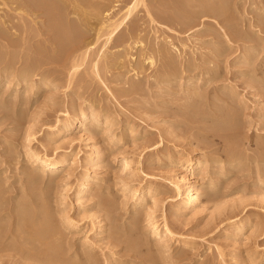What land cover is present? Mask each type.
Masks as SVG:
<instances>
[{"label": "rangeland", "instance_id": "1", "mask_svg": "<svg viewBox=\"0 0 264 264\" xmlns=\"http://www.w3.org/2000/svg\"><path fill=\"white\" fill-rule=\"evenodd\" d=\"M87 1L82 8L91 19L84 26L72 22V15L49 18L35 10L18 16L12 12L14 5H8L10 10L3 7L10 12L0 20V235L5 234L0 244H7L0 250V264H264V26H252L259 17L264 19V0L222 1L228 14L221 18L236 20L238 35L203 9L216 0H142L116 30L114 44L104 49V37L95 44L91 34L108 19L120 21L137 0ZM93 2L100 4L99 16ZM57 27L70 38L69 44L55 40ZM85 39L95 43L86 59L76 58L81 51L75 49ZM162 47L171 53L177 77L164 78L155 53ZM150 53L153 65L146 60ZM28 66L37 72L27 73ZM24 71L29 82H21ZM90 110L99 113L96 132L80 130L78 143L71 137L51 140L58 120L69 124L74 115ZM14 116L21 121L14 122ZM55 145L61 147L57 157L73 164L43 175L31 164L28 151L52 156ZM227 148L232 157L224 152ZM89 157L95 158L93 164ZM86 171L95 179L75 205V189ZM177 178L183 179L184 189L192 185L200 194L206 183L212 184L213 195L208 201L202 200L205 195L198 197L184 212L174 197ZM99 194L116 202L110 215L102 210L105 199ZM22 203L36 211L46 229L51 227L46 242L57 238L61 246L55 241L52 245L63 249L57 250L64 263L55 259L50 245L41 244L45 240L33 238L39 222L26 208L29 216L24 218ZM39 206L48 208L47 215ZM153 222L162 231L166 225L171 234L153 236ZM241 222L248 226L237 235ZM111 223L125 231L120 232L122 240L114 238ZM51 229L61 239L52 236ZM134 239L142 242L136 252L127 243ZM23 242L29 246L21 251L17 247Z\"/></svg>", "mask_w": 264, "mask_h": 264}, {"label": "bare ground", "instance_id": "2", "mask_svg": "<svg viewBox=\"0 0 264 264\" xmlns=\"http://www.w3.org/2000/svg\"><path fill=\"white\" fill-rule=\"evenodd\" d=\"M74 1V0H73ZM90 1V0H89ZM103 1V0H102ZM105 1H107V0H105ZM179 1V0H178ZM181 1V0H180ZM196 1V0H195ZM198 1V0H197ZM207 2H209V0H206ZM212 1V0H211ZM218 1H221V5H219V3L217 4L216 2H217V0H216V2H215V0H214V2H215V7L214 6H212L211 4L209 5V4H207V3H205V4H203L202 5V7H203V9H207V10H209V11H206L207 13H209V16L212 14L213 16H215V17H217V18H220V19H223L224 17V15H225V13H227L226 11V9L225 8H227V7H225L224 8V4L225 3H222V1L223 0H218ZM226 1H228V0H226ZM226 1H223V2H226ZM65 2H67L66 0H0V20H2L3 21V18H4V16H5V14H9V12L7 11L6 13L4 12V9H3V7H6L7 9H8V5L10 4V5H14L15 7L12 9V12H13V14H16V15H21V14H25V12H31V11H35V10H42V11H44L45 13V15H46V17H49V18H59V16H64L65 18H67L68 16H69V18H70V16L71 17H74V18H72L73 20H72V22L74 21V23L77 21H79L80 23H81V26L83 25H87V22H89L88 20L89 19H91V18H88L89 17V13H85L84 12V8H82L83 6H85V5H88V1L87 0H82V1H74V2H72V3H70L69 5L67 4H65ZM104 2V1H103ZM140 2H142V4H143V1L142 0H137L135 3H133V5L132 6H129L126 10H125V15H124V17L120 20V21H118L117 22V20H116V22H115V20L113 19H108L105 23H107L106 25H104V23H101V26L99 27V29L97 30V31H95V33L93 34H91L92 35V37H93V35H94V38H96V40H95V42H91V40H88V39H85L83 42H81L80 43V45L79 46H77L76 48L77 49H75V50H77V52H79V51H81L80 52V55H76L75 53V55H76V58H80V59H86L85 57L87 56V51H89V49H90V47L92 48V44L93 43H95V44H97V40H99L101 37H104V42H103V49L105 48L104 46H106L107 44H114V41H113V38L115 37V32H116V30L118 29V28H120L123 24H124V22L126 21V19L128 18V17H130L131 15H132V13H133V11L135 10V8L139 5V3ZM176 2H177V0H176ZM175 2V3H176ZM183 2V1H182ZM187 2H189V1H187ZM213 2V1H212ZM79 5H78V4ZM178 3V2H177ZM176 3V4H177ZM183 3H185V1L183 2ZM192 3V2H191ZM195 3H197V2H195ZM227 3V2H226ZM229 3V2H228ZM227 3V4H228ZM27 4H33V7H26V5ZM58 4H59V6L62 8V11H59V10H57V8L58 7H56V6H58ZM104 4V3H103ZM141 4V3H140ZM28 5V6H29ZM100 4L99 3H94L93 2V4H92V6H93V10H97V11H99V12H101L100 11V6H99ZM178 5H180V4H178ZM185 5V4H184ZM184 5H182V6H184ZM188 5V4H187ZM191 5H193V4H191ZM258 5V4H257ZM147 6V5H146ZM188 6H190V5H188ZM187 6V7H188ZM227 6V5H226ZM260 6V5H259ZM87 7V6H86ZM86 7H85V9H86ZM104 7V6H103ZM108 7V6H107ZM180 7H181V5H180ZM260 7H264V6H260ZM88 8H90V7H88ZM194 8V7H193ZM6 9V10H7ZM11 9V8H10ZM10 9H8V10H10ZM59 9V8H58ZM91 9H92V7H91ZM103 9V8H102ZM199 9V6L197 7V10ZM201 9V8H200ZM199 9V10H200ZM88 10V9H87ZM182 10V9H181ZM199 10H198V12H199ZM226 10V11H225ZM97 11L95 12L96 14H97ZM196 11V10H195ZM201 12H202V10H200ZM254 11H256V10H254ZM263 10H261V12H262ZM88 12V11H87ZM93 13H94V11H92ZM103 12V11H102ZM151 12V11H150ZM201 12H200V15H201ZM148 13V12H147ZM207 13H204V15L205 14H207ZM264 12H262V14H263ZM99 14V13H98ZM96 15V16H99V15ZM124 14V13H123ZM193 14V13H192ZM228 14V13H227ZM93 15V14H92ZM177 15V14H176ZM199 15V13L197 14V16H200ZM93 16H95V14L93 15ZM92 16V17H93ZM157 16V15H156ZM197 16H196V18H197ZM203 16V15H202ZM212 16V17H213ZM261 16V15H260ZM150 17V16H149ZM192 17V16H191ZM214 17V18H215ZM221 17H223V18H221ZM57 18V19H58ZM63 18V17H62ZM64 18V19H65ZM94 18H97V17H94ZM159 18H160V15H159ZM165 18V17H164ZM171 17H169V19H170ZM195 18V19H196ZM233 18V17H232ZM101 19V18H100ZM172 19V18H171ZM171 19H170V21H171ZM177 19V18H176ZM181 19V18H180ZM192 19V18H191ZM219 19V20H220ZM52 20V19H51ZM166 20V19H165ZM182 20V19H181ZM186 20V19H185ZM189 20V21H188ZM187 21H188V23L189 22H191V21H193V20H190V19H188ZM229 20V19H228ZM228 20H225V19H223V22H225L226 24V28L233 34V35H238L239 34V28H237L238 26L235 24V22H236V20H234L235 22H233L232 20L231 21H228ZM250 20V19H249ZM169 21V22H170ZM253 21V20H252ZM58 22V21H57ZM65 22V21H64ZM71 22V21H70ZM78 22V23H79ZM92 22V21H91ZM90 22V23H91ZM96 22V21H95ZM168 22V21H167ZM182 22H183V20H182ZM250 22V21H249ZM254 22V23H253ZM252 22V26H257V25H254L255 23H260L261 25H263L264 26V19L262 18V16L261 17H259L258 18V20L257 21H253ZM153 23V22H152ZM172 23H174L173 21H172ZM180 23H181V21H180ZM186 23V22H185ZM3 24V23H2ZM61 24V23H60ZM70 24V23H69ZM182 24V23H181ZM222 24H224V23H222ZM75 25V24H74ZM80 25V24H79ZM65 26V25H64ZM70 26V25H69ZM75 26H78V24H76ZM12 27V26H11ZM55 27V26H54ZM73 26H71L70 27V29L72 28ZM86 27H88V26H86ZM52 28V27H51ZM77 28V27H76ZM79 28V27H78ZM85 28V27H84ZM53 29V28H52ZM59 29V27H57V29H56V33L57 34H55V37H56V39L55 40H57V42L59 41V43L61 44L62 42H67V41H71L70 40V38L69 39H67V36H63V35H61L58 31ZM69 29V30H70ZM73 29H75V28H73ZM80 29L82 30V28L80 27ZM63 30V29H62ZM65 30V29H64ZM80 30V31H81ZM2 31V30H1ZM76 31V30H75ZM78 31H79V29H78ZM63 32V31H62ZM68 32V31H67ZM54 33V32H53ZM82 33H84L83 31H82ZM74 34V33H73ZM72 34V35H73ZM80 33H78V35H79ZM85 35H87V34H85ZM73 37V36H72ZM74 37H77L76 36V34H75V36ZM249 38V37H248ZM72 39V38H71ZM247 39V38H246ZM250 39V38H249ZM262 39V38H261ZM251 40V39H250ZM92 41H94V40H92ZM228 41V40H227ZM168 42V41H167ZM250 42V41H249ZM68 43V42H67ZM66 43V44H67ZM165 43V42H164ZM69 44V43H68ZM163 44V43H162ZM64 45V44H63ZM168 45V44H167ZM166 45V46H167ZM67 46V45H66ZM109 46V45H108ZM123 46V45H122ZM163 46V45H162ZM256 46V45H255ZM170 47V46H169ZM168 47V48H169ZM146 48V47H145ZM148 48V47H147ZM251 48H252V46H251ZM102 49V50H103ZM244 50L245 49H247V48H243ZM249 49V48H248ZM82 50H83V52H82ZM155 50V49H154ZM171 50V49H170ZM174 50V49H173ZM250 50V49H249ZM251 50H253V49H251ZM250 50V51H251ZM151 51H153V49H151ZM172 51V50H171ZM245 51H247V50H245ZM128 52V51H127ZM249 52V51H248ZM253 52V51H252ZM251 52V53H252ZM92 53V52H91ZM152 53V52H151ZM149 54V56H146V60H148L149 61V63L151 64V65H153L154 64V58H153V56H152V54ZM155 53L156 54H159V58H161L160 59V63H161V66H162V68H163V73L165 74V75H168V77H166L165 75H164V78H169V77H173L174 76V74H176V70L173 68V62H172V59H170L169 57H170V55H171V53H169L164 47H162V48H160L157 52L155 51ZM245 53V52H244ZM247 53V52H246ZM90 54V53H89ZM104 54V53H103ZM147 55V54H146ZM154 55V54H153ZM169 55V56H168ZM244 55H246V54H244ZM252 55V54H251ZM250 54H249V56H251ZM91 56V55H90ZM132 56V55H131ZM141 56H143V55H141ZM172 57V56H171ZM247 57V56H246ZM89 58V57H88ZM249 57H247L246 58V62L249 60L248 59ZM254 58V57H253ZM256 58V57H255ZM101 59V58H100ZM103 59H104V57H103ZM251 59V58H250ZM119 60V59H118ZM175 60V59H174ZM253 60V59H252ZM255 60V59H254ZM253 60V61H254ZM158 61H159V59H158ZM176 62V61H175ZM248 62H250V61H248ZM75 63V62H74ZM156 63V62H155ZM178 63V62H177ZM251 63H252V61H251ZM35 64V63H34ZM189 64V63H188ZM250 64V63H249ZM254 64V63H253ZM36 65V64H35ZM160 65V64H159ZM245 65V64H244ZM258 65V64H257ZM32 66V65H31ZM30 66V67H31ZM38 66V65H37ZM178 66V65H177ZM198 66V65H197ZM248 67H249V65H247ZM251 66V65H250ZM29 67V66H28ZM30 67L29 68H26V69H28V70H26L27 71V73L29 72L30 74H33L32 72L33 71H35L36 69H30ZM77 66L75 65V68H76ZM95 67H97V63H95L94 64V68ZM175 67V66H174ZM260 67V66H259ZM157 68V67H156ZM173 68V69H172ZM179 68V67H178ZM197 68V67H196ZM37 69H38V67H37ZM72 70H74V69H72ZM95 70H96V68H95ZM178 70V69H177ZM184 70V69H183ZM208 70V69H207ZM1 71V70H0ZM76 71V70H75ZM250 71H251V69H250ZM21 72H22V70H21ZM36 72H37V70H36ZM35 72V73H36ZM96 72V71H95ZM97 72H99V71H97ZM182 72V71H181ZM211 72V71H210ZM244 72V71H243ZM252 72V71H251ZM253 73H255L254 71H253ZM1 74V73H0ZM22 75H20L21 77H22V81L21 82H27L28 80V77H27V75H25V71L23 72V73H21ZM44 74V73H43ZM42 74V75H43ZM179 74V73H178ZM207 74H210V73H208L207 72ZM15 75V74H14ZM36 75H38V74H36ZM157 75V74H156ZM181 75H182V73H181ZM204 75H206V74H204ZM215 75V74H214ZM264 75V74H263ZM29 76V75H28ZM33 76V75H32ZM46 76V75H45ZM180 76V75H179ZM178 76V77H179ZM201 76V75H200ZM15 77V76H14ZM30 77V76H29ZM159 77V76H158ZM163 77V76H162ZM176 77H177V74H176ZM181 77V76H180ZM208 77H211V76H208ZM13 78V77H12ZM19 78V77H18ZM42 78V77H41ZM160 78V77H159ZM186 78H188V76L186 77ZM16 79V78H15ZM21 79V78H20ZM162 79V78H161ZM180 79H182V78H180ZM190 79H191V77H190ZM32 80V79H31ZM46 80H47V77H46ZM208 80V79H207ZM20 81V80H19ZM45 81V80H44ZM162 81H163V79H162ZM171 81V80H170ZM29 82V81H28ZM165 82V81H164ZM169 82V81H168ZM181 82V81H180ZM31 83H33V82H31ZM41 83V82H40ZM173 83V82H172ZM44 84H46V82H44ZM43 84V85H44ZM204 84H206L205 82H204ZM19 85V84H18ZM41 85V84H40ZM47 85V84H46ZM201 85V84H200ZM199 85V86H200ZM206 86V85H205ZM38 87V86H37ZM229 90V89H228ZM198 91V90H197ZM193 92V91H192ZM195 93V92H194ZM32 93H30L29 95H31ZM195 95H197L196 93L195 94H193V96L195 97ZM192 96V95H191ZM199 99V98H198ZM90 105H91V103H90ZM224 106V105H223ZM92 109V108H91ZM80 110V109H79ZM96 110V109H95ZM101 112V111H100ZM97 113H98V111H97ZM96 113V111H93V110H90L89 112H79V113H77L76 115H74L75 117H74V119L71 121V123H69V124H61V122L58 120L57 122H56V125L54 124V126L56 127V130L53 132V135H52V137H51V140L53 141V142H60L61 140H64V138H68V137H71L72 139H74L75 140V142H79V139H80V137L78 136V132H80V130H87V127L88 128H92V131L93 130H95V132H96V128L98 127L97 125H98V114ZM227 113H229V110L227 111ZM231 113H233L232 112V110H231ZM230 113V114H231ZM17 115V114H16ZM220 115V114H219ZM233 115V114H232ZM224 116V115H223ZM227 116V115H226ZM225 116V118H226V120H227V118H228V116L226 117ZM234 116V115H233ZM22 117V116H21ZM230 117V116H229ZM10 118V117H9ZM64 118V117H63ZM65 118H67V119H71L72 117L71 116H68L67 114H65ZM224 118V119H225ZM233 118H235V117H233ZM11 119H13L14 120V122H19V121H21V118L20 117H11ZM230 119V118H229ZM232 119V118H231ZM220 120V119H219ZM225 120V122L224 123H226L227 122V124H229L228 123V121H226ZM63 122H64V119L62 120ZM230 121V120H229ZM236 121V120H235ZM214 122H215V120H214ZM221 122V121H220ZM215 123H217V122H215ZM21 124V123H20ZM220 124V123H219ZM232 124V123H231ZM227 126V125H226ZM225 126V127H226ZM229 127V126H228ZM227 127V128H228ZM90 131H91V129H89ZM91 131V132H92ZM84 132V131H83ZM85 132H87V131H85ZM88 133V132H87ZM90 133V132H89ZM93 133H94V131H93ZM92 133V134H93ZM29 137V136H28ZM113 139V138H112ZM81 141V140H80ZM65 142V141H64ZM71 142H72V140H71ZM58 144V143H57ZM67 144V143H66ZM228 147H229V144H228ZM25 148H27V147H25ZM72 148V147H71ZM60 150H61V147H59V146H54V148H53V151H54V154H52V156H48V155H39V154H37L36 152H33V151H28V157H29V159L31 160V164H33L34 166H36L37 165V167H38V169H39V171L40 172H42V174L43 175H45V174H47V173H50V172H52L54 169H57V168H60V167H64V166H70L71 164H73V162H72V159H62V160H60L57 156L60 154ZM224 150V149H223ZM229 150H231V149H225V151L224 152H226L227 153V155H229L230 157H232V154H231V152L229 151ZM36 151V150H35ZM92 154V153H91ZM222 154V153H221ZM226 155V156H227ZM98 156V155H97ZM262 156V155H261ZM258 157V156H257ZM234 158V157H233ZM263 158V157H262ZM94 157H89L88 158V161H89V164L91 163V164H93L94 162ZM230 160V159H229ZM246 160V159H245ZM255 160V159H254ZM217 161V160H216ZM235 161H237V160H235ZM261 161H263L264 162V160H261ZM188 162V161H187ZM229 162V161H228ZM231 162V161H230ZM229 162V163H230ZM239 162V161H238ZM127 164V163H126ZM190 165V164H189ZM221 168V167H220ZM223 168V167H222ZM30 173V172H29ZM200 174V173H199ZM259 174V173H258ZM264 174V173H263ZM32 175H33V173H32ZM30 176H31V174H30ZM37 176H38V174H37ZM31 177H33V176H31ZM35 177H36V174H35ZM34 177V178H35ZM38 177H40V176H38ZM257 177V176H256ZM260 177V176H259ZM37 178V177H36ZM35 178V179H36ZM95 179V176H90V174H88V172L86 171V172H84L83 174H82V177H81V181H80V183H79V185L77 186V188L75 189V205H77L80 201H79V199H80V197L81 196H84L85 194H86V192H87V185H88V183L89 182H91V181H93ZM258 181V180H257ZM260 181V180H259ZM264 181V180H263ZM35 182H36V180H35ZM34 182V183H35ZM262 182V181H261ZM32 183H33V181H32ZM33 183V184H34ZM98 183V182H97ZM206 184H208V185H204L203 186V189L202 190H204L205 192L204 193H202V194H200V193H198V189L196 190L195 188H194V186H192V185H188L187 187H186V189H184V181H183V179L182 178H177V180L174 182V192H175V200L176 199H178L179 200V207H180V209H182L184 212H186L187 210H189L190 208H193L196 204H197V201L199 200L198 199V197H202V195H205V197L202 199L203 201H208L209 200V198L213 195L212 194V192H209V190H210V188L212 187H210V185H212V184H209V183H206ZM264 184V183H263ZM101 185V184H100ZM0 186H2L1 184H0ZM94 186H96V185H94ZM1 188V187H0ZM97 190V189H96ZM208 190V191H207ZM0 191H3L2 189L0 190ZM201 192V191H200ZM203 192V191H202ZM5 193V192H4ZM41 193V192H40ZM97 193V192H96ZM95 193V194H96ZM43 194V196H44V192L42 193ZM41 194V195H42ZM183 194H185V197H182L183 196ZM3 195V194H2ZM38 195H40V194H38ZM97 195V194H96ZM96 195H95V197H96ZM109 195V194H108ZM0 196H1V194H0ZM33 196V195H32ZM94 196V195H93ZM99 196H100V194H99ZM127 196V195H126ZM31 197V196H30ZM35 197H37L36 196V194H35ZM34 197V198H35ZM39 197V196H38ZM42 197V196H41ZM108 196L106 195V197H102V195L100 196V198H101V200L104 198L105 200H102V202H101V207H102V210L103 211H109L110 213L112 212V210L113 211H115L116 209H117V207L116 208H114V205H115V201L113 200V198H112V200H109L108 198L110 197H108ZM132 197H133V195H132ZM1 198V197H0ZM33 198V197H32ZM32 198H30V200L32 199ZM33 198V200L35 201V199ZM43 198V197H42ZM107 198V199H106ZM129 198V197H128ZM214 198V197H213ZM38 199V198H37ZM36 199V200H37ZM41 199V198H40ZM44 199H45V197H44ZM82 199V198H81ZM111 199V198H110ZM116 199V198H115ZM1 200V199H0ZM29 200V199H28ZM27 200V201H28ZM30 200H29V202H30ZM32 200V203L34 202ZM46 200V199H45ZM27 201H26V204H27ZM38 201H41V200H37L36 201V203L38 202ZM211 201V200H210ZM28 202V203H29ZM42 202V201H41ZM72 202V201H71ZM114 203V204H113ZM204 203V202H203ZM25 204V203H24ZM30 204V203H29ZM38 204V203H37ZM43 204L44 203H42V206H43ZM70 204V203H69ZM123 204V203H122ZM22 206H23V203L21 204ZM20 205V206H21ZM31 205H35V204H31ZM41 205V204H40ZM67 205V204H66ZM135 205V204H134ZM19 206V205H18ZM21 206V207H22ZM26 206L27 205H24L23 207H22V209L20 210L21 212H23V213H21V214H24V210H25V208H26ZM36 206V205H35ZM34 206V207H35ZM123 206V205H122ZM0 207H2V205L0 206ZM20 207V208H21ZM28 207H31V206H28ZM46 207H47V204H46ZM100 207V208H101ZM15 208V207H14ZM18 208V207H17ZM39 208H41L40 206H39ZM38 208V212L42 209L43 210V207L41 208V209H39ZM44 208H45V206H44ZM115 210H114V209ZM29 209V208H28ZM28 209L26 208V212H29V211H31L32 213H31V216H32V214H33V216L35 217V215H37L36 214V211L35 210H29L28 211ZM30 209H32V207L30 208ZM47 210H48V208H46ZM46 209H44V210H46ZM96 209V208H95ZM16 210H18V209H16ZM15 210V211H16ZM44 210H43V212H44ZM100 211V210H99ZM0 212H1V210H0ZM12 212V211H11ZM14 212V211H13ZM12 212V213H13ZM18 212V211H17ZM42 212V215L44 214V213H46V215H47V212H44L43 213ZM101 212V211H100ZM109 212H108V214H109ZM30 213V212H29ZM18 214V213H17ZM48 214H49V212H48ZM115 213L113 212L112 213V215H114ZM103 215H104V213H103ZM106 215V214H105ZM110 215V214H109ZM19 216V215H18ZM24 218L26 219V216L28 217L29 215H28V213H27V215L26 214H24ZM30 216V217H31ZM39 217H42L41 216V211H40V213H39V215H38ZM45 216V215H44ZM43 216V217H44ZM115 216V215H114ZM2 217V216H1ZM20 217H22V216H20ZM42 217V218H43ZM67 217V216H66ZM65 217V218H66ZM107 217V216H106ZM113 217V216H112ZM118 217V216H117ZM2 218H4V216L2 217ZM23 217H22V219H24ZM36 218V217H35ZM41 218V219H42ZM110 218H111V216H110ZM138 218V217H137ZM11 219V218H10ZM29 219V218H28ZM116 218H114V220H115ZM136 219V218H135ZM36 220H37V218H36ZM36 220H35V223H36ZM40 220V219H39ZM112 220V219H111ZM137 220V219H136ZM25 221V220H24ZM28 221V220H27ZM29 221H30V219H29ZM38 221V220H37ZM42 220H40V222H41ZM116 221V220H115ZM138 221V220H137ZM23 222V221H22ZM39 222V221H38ZM39 222V223H40ZM44 222V221H43ZM64 222V221H63ZM0 223H2V221L0 220ZM24 223V222H23ZM27 223V222H26ZM38 223V228H37V225L36 224H34V225H36V233L38 234V236H34L33 238H41V239H43V240H45V242L43 243L42 241H41V244H44V245H50V247H52V251H51V253H52V255H54V257H55V259L57 260V261H62L63 263H64V261H63V258H62V260H61V257L63 256H60L59 257V255H60V250H61V252L63 251V249H60L59 247H58V245H60V244H58V243H60V242H56L55 240L57 239V238H55V243H57L58 245H56V247H58V248H56V247H54V244L52 245V243H54V241L51 243V241L50 242H46L47 240V237H48V231L47 230H49L51 227L49 226V229H46V227H48V226H46V225H44V224H42V223H40L39 224ZM48 223V222H47ZM47 223H45V224H47ZM25 224V223H24ZM112 224V223H111ZM118 224V223H117ZM168 224V223H167ZM47 225H49V223L47 224ZM113 225V224H112ZM111 226V225H110ZM113 226H115L114 228H115V232H114V234H113V232H112V234L113 235H115L114 236V238H116L117 236H119L118 238L120 239V236H122V234H120V232H121V229L120 228H122V227H118V225H117V227H116V225H113ZM131 226V225H130ZM247 224L246 223H243V222H241V223H238L237 224V227H236V229H235V231H236V233H237V235H242L243 234V232H244V229H246L247 228ZM31 227H32V223H31ZM127 227V226H126ZM148 227H149V225H148ZM0 228H1V226H0ZM19 228H21L20 226H19ZM53 229H54V227H52ZM56 228V227H55ZM114 228H111L112 229V231H114ZM3 228H1V230H2ZM32 229V228H31ZM53 229H51V230H53ZM4 230V229H3ZM50 230V231H51ZM54 230H56V229H54ZM52 231L53 232V235L52 236H55V234H54V232L55 233H58L59 231H58V229L56 230V231H58V232H56V231ZM123 230V229H122ZM169 230L170 229H168V227H166V225H164V229H163V231L162 230H158V226H157V224H155L154 222L152 223V226H151V231H152V235L153 236H159V237H161L162 235L166 238L168 235H170L171 233L169 232ZM228 230V229H227ZM19 231V230H18ZM34 231V230H33ZM124 231V230H123ZM122 231V232H123ZM121 232V233H122ZM227 232V231H226ZM225 232V233H226ZM33 233V232H32ZM60 233V232H59ZM58 233V234H59ZM124 233H125V231H124ZM4 234V233H3ZM3 234H2V236L0 235V239H1V237H4L3 236ZM7 234V233H6ZM118 234H120V235H118ZM150 234V233H149ZM5 235V234H4ZM8 235V234H7ZM25 235V234H24ZM33 235H34V233H33ZM60 235V234H59ZM59 235H57V236H59ZM31 236V235H30ZM51 236V237H52ZM57 236H55V237H57ZM125 236V235H124ZM21 237V236H20ZM25 237V236H24ZM10 238V237H9ZM59 238L61 239V237L59 236ZM122 238H123V236H122ZM3 239V238H2ZM1 239V240H2ZM26 239H27V237H26ZM51 238L49 237V239H48V241L50 240ZM52 239H54L53 237H52ZM59 239V240H60ZM113 239V238H112ZM132 239V238H131ZM58 240V241H59ZM120 240H122V239H120ZM120 240L118 241V240H116V241H118L119 242V244L120 243H124V241H121L120 242ZM167 240V239H166ZM4 241V240H3ZM24 241V240H23ZM36 241L38 242V239H36ZM35 241V239H34V243L36 242ZM61 241V240H60ZM138 241V240H137ZM141 241V240H140ZM145 241V240H144ZM5 242V241H4ZM3 242V243H4ZM22 242V241H21ZM37 242L35 243V244H37ZM115 242V241H114ZM139 242V241H138ZM2 242H1V246L0 247H2L4 244H3ZM6 243V242H5ZM25 243H26V240H25ZM40 243V242H39ZM47 243V244H46ZM127 243H129L128 245H129V249L130 250H132V251H134V252H136V251H139V249L141 250V244H139V243H142V242H139V243H137V242H135V239H134V241H130V242H127ZM145 243V242H144ZM24 242L22 243V246L23 247H17V249L18 248H20L19 250H21V248L23 249V248H25V246H29V243L28 244H24ZM34 244V245H35ZM12 245V244H11ZM33 245V244H32ZM39 245V244H38ZM142 245H144V244H142ZM4 246H7V244L6 245H4ZM3 246V247H4ZM61 246V245H60ZM3 247L0 249V250H2L3 249ZM10 247V246H9ZM13 247V246H12ZM11 247V248H12ZM36 247H37V245H36ZM35 247V248H36ZM48 247V246H47ZM50 247H48V249L50 248ZM28 247H26V250H29V249H27ZM30 248V247H29ZM34 247H33V249H35ZM44 248H46L45 246H44ZM44 248H43V254L45 253L44 252ZM4 249H5V247H4ZM14 249H16L15 247H14ZM40 249H41V247H40ZM57 249H59V252H58V250ZM144 249V248H143ZM50 250V249H49ZM146 250V249H145ZM3 251V250H2ZM22 251V250H21ZM24 251V250H23ZM34 252L35 251H37L36 249L35 250H33ZM19 252V251H18ZM26 252V251H25ZM25 252H22V253H25ZM28 252V251H27ZM26 252V254H29V253H27ZM21 254V253H20ZM25 255V254H24ZM31 255H32V253H31ZM40 255V254H39ZM38 255V256H39ZM45 255V254H44ZM86 255V254H85ZM139 255V254H138ZM26 257H28V255H26ZM30 257V256H29ZM33 258H34V255L32 256ZM45 257V256H44ZM53 257V256H52ZM53 257V258H54ZM90 257V256H89ZM88 257V258H89ZM94 257V256H93ZM92 257V258H93ZM45 258H47V256L45 257ZM60 258V259H59ZM36 259V258H35ZM91 259V258H90ZM49 260V259H48ZM47 260V261H48ZM88 260V259H87ZM50 261V260H49ZM52 261V260H51ZM85 261H86V259H85ZM89 261V260H88ZM87 261V262H88ZM92 261V260H91ZM90 261V262H91ZM53 262V261H52ZM65 262H67V260H65ZM70 261H68V263H69ZM90 262H88V263H90ZM51 263V262H50ZM73 263H74V261H73ZM72 263V261H71V263L70 264H73ZM92 263V262H91ZM54 264H56V263H54ZM59 264H61V263H59ZM65 264H67V263H65ZM76 264V263H75ZM79 264H81V263H79ZM85 264H87L86 262H85Z\"/></svg>", "mask_w": 264, "mask_h": 264}]
</instances>
